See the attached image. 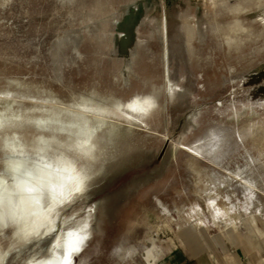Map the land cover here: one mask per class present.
<instances>
[{"label": "rangeland", "instance_id": "1", "mask_svg": "<svg viewBox=\"0 0 264 264\" xmlns=\"http://www.w3.org/2000/svg\"><path fill=\"white\" fill-rule=\"evenodd\" d=\"M4 90L105 108L72 264H127L177 232L264 245V0H0Z\"/></svg>", "mask_w": 264, "mask_h": 264}, {"label": "bare ground", "instance_id": "2", "mask_svg": "<svg viewBox=\"0 0 264 264\" xmlns=\"http://www.w3.org/2000/svg\"><path fill=\"white\" fill-rule=\"evenodd\" d=\"M170 88L174 94L171 83ZM12 94L0 92V264L47 238L43 253H32L20 264H64L69 250L81 249L92 233V208L74 204L82 199L91 172L85 153L101 136L96 131L107 120L105 108L91 96L68 104L52 96L21 107L15 104L22 97ZM257 105L264 106V98ZM125 108L146 123L140 106ZM83 208L86 215L78 217ZM79 252L71 253V261Z\"/></svg>", "mask_w": 264, "mask_h": 264}, {"label": "crops", "instance_id": "3", "mask_svg": "<svg viewBox=\"0 0 264 264\" xmlns=\"http://www.w3.org/2000/svg\"><path fill=\"white\" fill-rule=\"evenodd\" d=\"M212 239L210 245L196 233H173L148 257L137 256L127 264H264L263 244L252 248L244 241L226 242L219 234Z\"/></svg>", "mask_w": 264, "mask_h": 264}, {"label": "snow or ice", "instance_id": "4", "mask_svg": "<svg viewBox=\"0 0 264 264\" xmlns=\"http://www.w3.org/2000/svg\"><path fill=\"white\" fill-rule=\"evenodd\" d=\"M29 191H31V189H29ZM73 251H75V252H79L80 249H79V248L70 249L69 252L66 254L64 264H72V261H71V253H72Z\"/></svg>", "mask_w": 264, "mask_h": 264}]
</instances>
